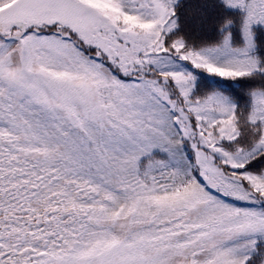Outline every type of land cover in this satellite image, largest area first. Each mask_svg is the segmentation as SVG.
<instances>
[{
    "label": "snow or ice",
    "instance_id": "obj_1",
    "mask_svg": "<svg viewBox=\"0 0 264 264\" xmlns=\"http://www.w3.org/2000/svg\"><path fill=\"white\" fill-rule=\"evenodd\" d=\"M0 264H264V0H0Z\"/></svg>",
    "mask_w": 264,
    "mask_h": 264
},
{
    "label": "trees",
    "instance_id": "obj_2",
    "mask_svg": "<svg viewBox=\"0 0 264 264\" xmlns=\"http://www.w3.org/2000/svg\"><path fill=\"white\" fill-rule=\"evenodd\" d=\"M258 27V26H257Z\"/></svg>",
    "mask_w": 264,
    "mask_h": 264
}]
</instances>
